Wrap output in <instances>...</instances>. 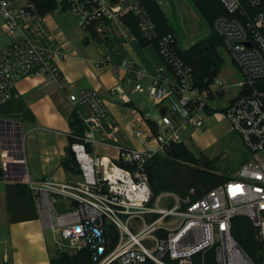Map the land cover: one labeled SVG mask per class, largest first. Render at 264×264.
Wrapping results in <instances>:
<instances>
[{
    "label": "built area",
    "instance_id": "built-area-1",
    "mask_svg": "<svg viewBox=\"0 0 264 264\" xmlns=\"http://www.w3.org/2000/svg\"><path fill=\"white\" fill-rule=\"evenodd\" d=\"M55 1L57 9L74 15L83 31L94 28L104 38L114 34L133 38L123 20L132 14L141 37L158 41L175 75L173 79L166 67L149 75L135 59L124 57L114 63L111 54L96 63L97 68L109 64L125 70L130 88L147 92L155 102L154 113L132 111L135 135L145 149L120 143L119 126L97 90L69 93L71 111L84 126L83 132L72 133L70 143L79 175L68 181L52 176L31 181L39 205L49 209L53 227L63 239L58 246L67 242L76 252L88 248L96 264H255L233 235V219L245 215L258 229L264 264V11L247 10L259 7L262 0H221L227 14L219 16L214 26L242 78L233 84L213 80L208 88L196 85L193 68L177 53L174 35L160 36L139 0ZM38 2L0 0V43L2 29L10 38L0 48V106L16 96L21 77L44 76L67 85L56 63L57 56L67 54L55 47ZM110 92L131 102L123 84ZM81 107L89 112L83 113ZM207 118H227L253 158L198 199L170 191L155 197L146 169L149 161L173 143L184 142V133L203 126ZM19 129L14 126V133ZM98 144H116L122 164L98 155L94 151ZM15 147L23 152L20 141ZM169 217L176 220L166 223Z\"/></svg>",
    "mask_w": 264,
    "mask_h": 264
},
{
    "label": "crops",
    "instance_id": "crops-1",
    "mask_svg": "<svg viewBox=\"0 0 264 264\" xmlns=\"http://www.w3.org/2000/svg\"><path fill=\"white\" fill-rule=\"evenodd\" d=\"M58 10L59 14H54V11L46 13V23L55 47L67 54L65 57H56L57 66L67 85L48 81L44 76L21 77L16 82V96L10 104L3 105L2 109L6 112L0 113V264L4 262L5 253L8 264H51L56 252L58 241L55 242L54 237L59 232L53 227L54 218L49 209L39 205L31 181H42L48 176L59 181H68L79 175L80 171L76 173L67 168V162L72 165L70 143L73 139L72 133H76L71 122V91L97 90L108 106L111 120L119 126L117 137L120 143L137 149H145L146 144L136 135L138 145L130 138V135L135 134L134 114L126 112L125 107L156 112L155 105L148 108L135 103V95L146 93L135 92L130 88L126 82L125 70L114 69L109 64L96 67L97 61L108 54L113 55L115 63L128 57L126 41L140 38L132 32L133 38L127 40L118 38L119 34L107 37L110 41H122L123 53L118 56L116 47L111 48L97 41L88 31H85V36L73 39L71 31L66 30L60 20L62 13L69 11ZM176 41L180 45L177 38ZM89 43L96 44V49ZM148 48L150 47L146 50ZM155 61L154 59L153 64L146 65L149 75L157 74L163 67ZM119 83L128 91L130 103L122 102L118 95L110 92V89ZM21 99L25 108L33 113L34 119L24 118L22 112L17 109V101ZM81 110L83 113L89 112L87 107H81ZM9 121L13 123L10 124ZM207 122L208 118L203 126L190 127L187 131L195 129L189 136L195 138V133H203ZM14 126H20L18 133H14ZM109 127L107 123L105 128ZM18 141L23 152L16 150ZM98 146L111 149L109 154L102 156L122 163L116 144H98L94 147L96 153Z\"/></svg>",
    "mask_w": 264,
    "mask_h": 264
},
{
    "label": "trees",
    "instance_id": "trees-1",
    "mask_svg": "<svg viewBox=\"0 0 264 264\" xmlns=\"http://www.w3.org/2000/svg\"><path fill=\"white\" fill-rule=\"evenodd\" d=\"M113 1L116 2L117 0ZM139 1L150 13L160 36L174 32V27L155 0ZM191 2L201 12L207 24L212 26L214 33L205 40L199 41L186 49L180 47L176 41V50L183 61L193 68L196 85L201 88H208L209 84L219 74L224 61L219 48L225 44V40L216 31L214 23L219 16L227 14V11L221 0H191ZM56 9L57 2L55 0H39L38 2V12L41 14L53 12ZM247 10L251 13L264 11V0H262L259 7L252 8L248 6ZM237 16L243 19L240 14ZM123 20L130 31L143 42H154L158 47L157 40L146 41L141 37L138 19L135 16L130 14ZM88 32L97 41L105 43L111 48L116 47L115 52L118 56L123 53L124 46L121 40L110 41L111 39L103 38L94 28H91ZM2 107L0 106V113L6 112ZM17 109L22 112L24 118L34 119L33 113L25 108L22 99L17 101ZM71 122L77 133L83 132V123L76 113H73ZM70 159L72 165L70 166V163L67 162L68 170L78 173L80 170L73 154ZM219 161L220 157L210 158L203 151H200L199 155L196 156L185 142L173 143L164 153L156 154L146 167L154 196L170 191L181 197L188 195H192L194 199L202 197L232 177L227 167L223 170L219 169L220 167L217 166ZM220 170H222V173H219ZM237 218L238 216L233 219L234 237L255 264H262L263 248L257 227L248 217L239 220V222H237ZM69 252L70 249L57 251L56 257L54 254L51 260V264H96L93 261L92 252L88 248L77 252Z\"/></svg>",
    "mask_w": 264,
    "mask_h": 264
},
{
    "label": "rangeland",
    "instance_id": "rangeland-1",
    "mask_svg": "<svg viewBox=\"0 0 264 264\" xmlns=\"http://www.w3.org/2000/svg\"><path fill=\"white\" fill-rule=\"evenodd\" d=\"M155 1L168 17V21L170 22V24L174 27V32L172 34L174 35L175 39L177 38L178 42H180V47L184 49H186V47H191L199 41L205 40L214 33L212 26L210 24H207L201 12L194 7L191 0ZM177 2H179V4ZM59 13L60 12L58 9L57 11H54V14ZM60 20L63 27L66 30L71 31L73 39L85 36V31H83L78 26L77 21L71 12L62 13ZM1 33L3 42L0 43V48H2L4 46L3 44L9 42L10 40L5 29H2ZM117 37L121 38L120 35H117ZM89 44L96 49V44ZM125 44V49L128 57L135 59L140 66L146 69V71H148L146 65L153 64L155 59L159 62V64L163 65V67H166L170 76L175 79L174 73L166 65L165 60L163 59L159 51V48L154 42H150L147 44L141 39L133 38L126 41ZM147 47L150 48L146 50ZM219 50L222 57L224 58V61L219 74L214 78V80L216 81L221 79L227 84H233L237 80L242 78V74L240 73L236 64L233 62V59L228 53L225 44L222 45ZM155 56L157 58H155ZM101 59L102 58H100L99 60ZM159 64L157 63V65ZM147 81L148 80L144 81L145 85ZM231 92H234V89H232ZM145 93L146 94L135 95V103L137 105H140L141 107L152 108L155 105V102L149 99L147 92ZM133 109L135 108L125 107L124 110L126 112L129 111L131 115ZM194 129L195 128H191V130L184 133L185 144L191 149L194 154H196V156L199 155L200 151H203L206 155L208 154L210 158H214L217 156L220 157V161L217 163V166L222 170L227 167L232 176L237 174V172L241 169L242 165L246 161L253 158V155L245 146L241 136L233 130L232 124L227 118L221 120L208 118L207 128L205 129V131L201 134L195 133V138H191L189 134L191 133V131H194ZM130 138L136 145L139 144L138 138L135 136V134L130 135ZM110 151L111 149L106 146L97 147V154L99 155L109 154ZM222 170H220L219 173H222ZM57 207L60 209V211H63L62 205L60 203L57 204ZM246 217L247 216L245 215H238V218L236 220L237 222H239V220L241 219H247ZM175 220L176 217H169L166 220V223L173 222ZM57 234L58 235L54 237V241H63L61 235L59 233ZM61 245V247H59L58 244L56 245V252L70 249L69 253H71V251L73 250L67 242H63V244ZM8 262L9 260H7V254L5 253L3 264H8Z\"/></svg>",
    "mask_w": 264,
    "mask_h": 264
},
{
    "label": "water",
    "instance_id": "water-1",
    "mask_svg": "<svg viewBox=\"0 0 264 264\" xmlns=\"http://www.w3.org/2000/svg\"><path fill=\"white\" fill-rule=\"evenodd\" d=\"M9 123H11V124H12L13 122H12V121H9ZM113 240H115V237H114V236H113Z\"/></svg>",
    "mask_w": 264,
    "mask_h": 264
}]
</instances>
